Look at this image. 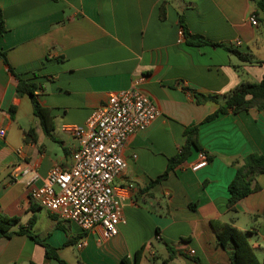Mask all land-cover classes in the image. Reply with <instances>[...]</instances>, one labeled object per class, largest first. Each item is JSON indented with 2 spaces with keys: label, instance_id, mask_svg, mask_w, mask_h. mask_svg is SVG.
<instances>
[{
  "label": "crops",
  "instance_id": "0c3cea01",
  "mask_svg": "<svg viewBox=\"0 0 264 264\" xmlns=\"http://www.w3.org/2000/svg\"><path fill=\"white\" fill-rule=\"evenodd\" d=\"M0 5L7 27L0 49L17 73L41 84L40 100L52 109L55 127L53 136L44 132L30 97L18 94V79L0 57V128L5 130L0 135V213L19 217L13 234L0 238V264H62L46 255L44 244L68 264H124V257L132 260L142 247L140 264H230L213 220L247 232L264 259V173L256 176V189L236 204V211L228 209L237 166L251 153L264 155V110L252 107L204 122L220 103L198 102L186 89L223 95L264 78V31L249 20L255 11L251 0H0ZM180 15L191 32L230 44L251 60L222 46L188 44ZM141 76L161 113L129 138L123 152L127 167L114 184L134 185L123 208L125 222L111 238L102 236L101 226L83 232L33 200L28 176L15 170L36 169L41 185L53 166L68 167L79 143L69 127L83 125L110 92L130 88ZM193 124H199L198 142L211 156L208 165L191 168L200 151L194 148L185 162L149 187L167 170ZM31 128L36 141L28 137ZM237 159L240 163L233 164ZM22 228L41 241L19 233ZM84 236L87 244L78 248Z\"/></svg>",
  "mask_w": 264,
  "mask_h": 264
},
{
  "label": "built area",
  "instance_id": "2783aa9c",
  "mask_svg": "<svg viewBox=\"0 0 264 264\" xmlns=\"http://www.w3.org/2000/svg\"><path fill=\"white\" fill-rule=\"evenodd\" d=\"M249 20L258 25L256 14ZM144 80L141 76L130 88L110 92L107 101L94 109L83 125L69 127L79 140L71 153V163L66 168L53 166L44 184L37 185L41 175L34 168L15 170L28 176L33 200L57 217L77 224L83 232L101 226L102 236L111 238L125 222L123 208L134 185L114 184L127 167L123 152L129 138L149 127L161 113L143 89ZM4 134L0 128V135ZM208 163L209 154L200 150L191 168L198 170ZM86 244V236L77 242L78 248Z\"/></svg>",
  "mask_w": 264,
  "mask_h": 264
},
{
  "label": "trees",
  "instance_id": "16d2710c",
  "mask_svg": "<svg viewBox=\"0 0 264 264\" xmlns=\"http://www.w3.org/2000/svg\"><path fill=\"white\" fill-rule=\"evenodd\" d=\"M254 4L255 11L258 19V25L264 29V0H251ZM166 9L165 4L161 6V17L165 18ZM180 23L183 28L184 36L187 38V43L194 46H201L210 44L213 46L225 47L230 53L236 55L243 61H250L251 58L248 54H245L235 48L230 44L213 42L206 36L200 33H193L187 27L184 16L180 15ZM7 31L6 21L2 7L0 5V37L4 35ZM0 57L8 64L9 70L17 77V92L19 95H28L32 101L33 109L35 115L40 119L42 128L44 132L53 136L54 127V117L52 114V109L50 107L42 104L40 100L41 84L36 81H31L23 78L19 73H17L8 61L7 54L5 51L0 49ZM264 63V62H263ZM187 90L193 92L198 102L215 101L220 103L219 109L213 114L205 118L204 122L211 121L221 114L224 113H238L241 111L249 110L252 107H256L260 110H264V78L259 82H243L238 87H236L231 92L223 95L214 94H203L197 92L194 89L186 88ZM10 113L12 117H15L16 107L11 106ZM198 129L199 124H193L188 126L185 130L186 141L181 146L179 152L169 159V164L167 170L159 175L156 179L152 180L149 187L155 185L156 183L165 179L169 172L173 170L176 166L185 162L188 157L192 154L193 149L203 150L198 142ZM28 137L30 140L36 141L37 135L33 128L28 130ZM211 156H209V159ZM240 163L237 159L233 164ZM264 173V155L260 153H251L242 159V163L237 166V172L231 183L229 184L230 196L228 199V209L230 211H236V204L252 193L256 186L253 185L254 180L257 175ZM19 222V217H8L0 213V238L3 236H10L13 234L11 228ZM30 222V225H32ZM213 228L216 233L217 242L220 246L229 251L230 254V264H264V259L261 260L256 252L254 251L252 244L250 243L247 232L237 227L232 222L213 220ZM19 233H27L28 235L39 240L38 236L32 232L29 228L24 230L23 228L18 231ZM68 242H73L69 240ZM46 247V255L48 257L55 258L59 260L62 264H68L64 259H62L56 250L49 245L44 244ZM168 249L171 247L168 245ZM143 247L138 249L134 258L130 260L127 256L123 258L124 264H140L142 258ZM35 264V263H31ZM78 264H85L79 262Z\"/></svg>",
  "mask_w": 264,
  "mask_h": 264
},
{
  "label": "rangeland",
  "instance_id": "374dc122",
  "mask_svg": "<svg viewBox=\"0 0 264 264\" xmlns=\"http://www.w3.org/2000/svg\"><path fill=\"white\" fill-rule=\"evenodd\" d=\"M263 31H264V29H262ZM261 49H262V51L260 52V54H261V57H264V43H261ZM233 215V217H235L237 214H232ZM246 218V217H245ZM240 224L242 223V222H239Z\"/></svg>",
  "mask_w": 264,
  "mask_h": 264
}]
</instances>
